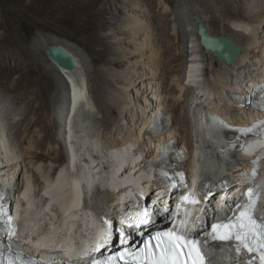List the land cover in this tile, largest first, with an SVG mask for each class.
Wrapping results in <instances>:
<instances>
[{"label":"bare ground","instance_id":"6f19581e","mask_svg":"<svg viewBox=\"0 0 264 264\" xmlns=\"http://www.w3.org/2000/svg\"><path fill=\"white\" fill-rule=\"evenodd\" d=\"M214 3L221 4V15L234 21L233 26L226 27L237 37L234 38L236 43H245L246 48L234 65H227L212 53H206L200 45V39L193 40L191 60L183 83L178 78L179 71L169 66L173 59L169 60L168 49L173 50L174 46L168 40L164 42L162 38L169 34L180 37L181 32L186 35L188 30L185 31L183 26L187 19L192 26V37H195L196 25L192 21L194 15L203 20V15L211 14L214 22L220 23L221 17L216 15ZM235 3L238 11L233 9L228 0H66L64 3L56 0H0V77L12 81L18 76L14 79L12 92H19L24 87V82H29L39 72L42 73V81L38 84L36 94L38 98L41 96L51 81L49 74L42 71V61L50 63L51 69L54 67L68 85V79L74 84L72 91L70 89L68 108L63 107L57 111L61 134L58 142L65 144L68 158V162L59 168L57 163L62 156L54 145L43 148L46 145H41L42 142L35 145L26 137L32 127L40 125L44 120L41 117L29 122L24 120L23 126L17 131V135L22 136L19 139L22 149L18 151L9 135L7 115L1 110L2 105L0 106V163L10 164L8 174L1 175L0 178L6 184L18 181L19 186L21 182H29V188L17 200L18 205L24 200L29 202L27 223H32L36 228L46 219L55 220L51 226L52 232L38 245L45 247L49 243L58 242L63 235L60 232L63 223L69 227L90 223L85 213L78 210V186L85 188V182L95 183L96 178L105 182L112 178L114 186L123 187L128 182L137 185V177H125L142 167L144 163L141 160L147 158L145 153L152 154L153 145H158V140L151 139L145 132L152 122L153 112L170 110L175 116L174 134L182 137V133V140L191 151L195 150V142L200 145L199 162L202 171L214 175L223 173L213 160L209 143L204 137L203 112L206 108H211L229 119L247 118L248 112L234 105L227 94L235 88L242 91L250 82L259 79L264 81V0L262 3L257 0H240ZM195 4L206 7V13L194 7ZM27 7L32 8L34 14ZM60 12L69 16H59ZM123 15L130 16V19L128 25L123 26L122 34L129 37L132 35L133 40L121 41V44H126L131 49L120 55L98 32L100 29L118 28V21ZM176 19L181 28L172 26ZM20 22H30L44 33L42 38L35 40L32 48L20 39L15 30V25ZM85 28L92 29L94 33L88 40L80 43L76 33ZM157 31L158 34L155 33ZM50 34L57 36L52 38L53 36L49 37ZM44 45H47V49L51 46L61 47L74 55L78 61L77 69L66 71L59 68L49 54L46 57L43 55ZM85 52L92 56L94 62L110 66L108 72L98 70L97 74L103 77L102 80L98 78L95 81L86 69L83 58ZM234 71L237 74L234 75ZM174 72H177L173 79L174 88L169 91L165 78L168 79L170 76L167 78V74L173 75ZM111 77L118 78L117 82L122 86L118 93L124 98L112 101L113 104L106 99L101 84L104 81L113 87L115 84ZM192 91H195L194 95H187ZM24 98L15 95L14 102H20ZM85 103L97 116H101L103 127L118 130L117 135L122 139L105 135L101 132L102 129H97L96 123L93 124L95 115L85 114ZM29 104L32 107L33 100ZM36 112L39 113L40 109ZM115 113L124 119L126 125H122L118 118L110 122V116ZM49 129L47 125L37 136L42 141L47 139ZM139 145H143L142 154L133 151ZM45 149L48 153L43 152ZM86 158L94 166L86 162ZM20 170L21 176L18 175ZM237 184V190L240 191L241 183ZM46 203L49 204L47 208ZM21 209V206L18 207V210ZM227 259L220 253L212 255L213 264H224Z\"/></svg>","mask_w":264,"mask_h":264},{"label":"snow or ice","instance_id":"6c2138e0","mask_svg":"<svg viewBox=\"0 0 264 264\" xmlns=\"http://www.w3.org/2000/svg\"><path fill=\"white\" fill-rule=\"evenodd\" d=\"M258 91L260 93L259 107L264 109V86ZM212 119L217 118L213 116ZM218 123L225 126L222 121ZM236 131L253 137L252 142H246L241 150L245 157L252 158L253 163L259 165L260 160L264 159V122L247 129H236ZM163 174L167 175V173ZM180 175L183 176L182 173ZM256 176L257 169L254 168L252 177L256 178ZM175 186V183H172V187ZM207 195L205 193V199ZM241 195L247 197V202H236L234 207H228L223 220L214 219L210 225H207L204 216L197 217L200 228L198 230L193 225L190 232L188 224L191 214L185 211L184 220L180 221L177 227L170 231L155 232L139 249L126 246L130 237L124 229H120L119 242L125 247L108 255H105V252L113 241V227L107 219H104L108 228L107 236L94 246L85 248L80 260L84 264H207L203 247L209 246L211 242H221L230 243L235 248L237 256L246 251L248 257L245 264H264V218L258 220L254 214L260 194L248 188ZM2 199L3 194L0 193V201ZM183 199L190 204L199 203V200L192 196L183 197ZM162 211L168 212V208L163 207ZM0 218H5L2 203H0ZM5 222L8 225L7 237H14L16 229L11 227V217H6ZM120 222L127 223L129 227L143 229L151 223V214L148 211L137 213L129 211L124 214ZM200 236L205 237L203 246ZM102 249L105 251H101ZM94 253H100V255L95 256ZM0 264H44V260L42 254L33 258L26 256L23 250L13 252L11 244H7L0 247ZM50 264H59V262L53 260Z\"/></svg>","mask_w":264,"mask_h":264},{"label":"rangeland","instance_id":"374dc122","mask_svg":"<svg viewBox=\"0 0 264 264\" xmlns=\"http://www.w3.org/2000/svg\"><path fill=\"white\" fill-rule=\"evenodd\" d=\"M59 3H64L66 0H56ZM233 9L238 11V6L234 1V0H228ZM259 3H262V1L257 0ZM26 5L28 6L29 3L27 2ZM214 8L217 10L216 15L219 17H221V21L220 23H215L214 20L212 19V15L211 14H205L206 13V7L201 6L199 4H195L194 7L202 10V15L205 19H203L205 21V23L208 25L209 29L211 30V32L216 35V36H226V37H230L232 38L234 41L237 37L234 36L233 34H231L230 31H228L226 26H233L234 25V21L231 20L229 17L223 16L221 15V13L219 12L221 9V4L217 5V4H213ZM174 7L176 8V4L174 5ZM28 11L32 14H34V10L29 7ZM170 8H172L170 6ZM178 9V7H177ZM59 16H65L68 17L69 15L65 12H60ZM128 16V15H127ZM126 15H123L121 17V20L118 21V28H108V29H100L98 32L99 36H103L107 39V42L110 43V45L113 47V49L116 51V53L120 54L124 53L125 51H127L128 49H131V47L126 44H121V41L123 40H127L130 41L133 40V36L131 35L129 37V35H123L122 34V29H124L123 26L128 25L127 23L129 22L130 16L127 17ZM178 17V16H177ZM187 19V18H186ZM193 21V20H192ZM144 24H146L144 22ZM176 26L177 28H181V24L179 21H174V24H172V26ZM196 25V24H195ZM183 28L188 30L185 34L186 35H182L183 33L181 32V36L180 37H172L170 36V34L168 35V37H165L164 39L162 38V40L164 42H166L167 40L170 41L173 46H174V52L173 50L168 49L169 51V60L173 59L172 63L169 65L171 68H173L175 71H179V75L178 78L182 79V82L184 83L185 79H186V74L188 72V68H189V62L191 60V47L193 45V40L195 39H200L198 33H197V26H196V36L192 37V26H190V22L188 21V19L186 20L185 25L183 26ZM15 30L17 31V34L19 35L20 39L25 42V44L28 47H33V43L35 42V40L40 37L42 38L44 33L37 28L36 26H34L33 24H31L30 22H20L17 23L15 25ZM181 30V29H180ZM65 32H67V28L65 30ZM94 31L90 28H85L84 30L76 33V35L78 36V39L80 40V43H82L84 40H88L92 35H93ZM158 34V31L155 32ZM172 34V31H171ZM53 36V37H52ZM55 34H50L49 37L55 38ZM176 42V43H174ZM236 42V41H235ZM168 44V43H166ZM238 44V43H237ZM245 43L242 44H238L241 47H243V50L246 48V46L244 45ZM163 45V44H162ZM171 45V44H170ZM201 45V44H200ZM168 47V45H167ZM202 47V46H201ZM134 48V47H133ZM203 48V47H202ZM204 49V48H203ZM48 49H47V45L42 46V52L43 55L46 57L48 55ZM205 51V50H204ZM123 56V55H122ZM172 56V57H171ZM111 57V55H110ZM83 58H84V63H85V67L87 70H89L90 75L92 76V78L95 79V81L99 78V79H103V77L98 76L97 72L99 71H110V66H105L104 63L102 62H94L93 58L90 54H88L87 52H85L83 54ZM176 59V61H175ZM178 59V60H177ZM175 61V62H174ZM42 71L44 73H48L49 77H50V83L46 86L45 90L40 94L41 96H37L36 92L38 91L39 87L38 84L40 83V81H42V73H36L34 74L30 79L29 82L25 81L24 82V87L19 91V92H12L13 91V86L15 83V78H17L18 76L16 75L14 77V79L12 81L8 80L7 78H1L0 77V107L1 110L7 115V120H8V124H9V131H10V136L11 139L14 141V144H16V149L18 151H20L22 149V145L19 142V139L22 136H18L17 135V131L19 129H21V127L24 124V120H26V122L32 121L33 119H36L38 117H41L42 120H44L43 123H41L38 126L32 127L30 129V132L28 134H26V137H28V139L30 141H32L33 143H35V145H38L39 142L42 144L41 145H46L43 148H46L48 145H54L57 149V152L62 156V159L59 163H57L58 168L65 165L68 162V158L66 157V146L65 144L62 145L60 142H58V140L60 139V118L58 116V112L61 110V108L66 106V109L68 108V105L70 103H68V97L70 95V89L71 86L70 84L68 85L66 83V81L60 76V74L54 70V67L51 69L50 63L48 62H44L42 61ZM13 64V63H11ZM215 64V63H214ZM216 66V64H215ZM218 67V64L217 66ZM49 71V72H48ZM112 71V70H111ZM234 75L237 74L236 71H234ZM177 72H174V74H167V78L168 76H170L168 79L165 78V82H167V88L169 91H172L174 88V75H176ZM67 79V78H66ZM113 83L115 84L113 87H111L110 85H108L106 82L102 81V91L104 93L105 96H107V100L113 104L112 101L114 100H124L122 94H119L118 91H120L122 89V86H120V84L117 82L118 78L117 77H111ZM241 80V79H240ZM234 81L237 82L236 78L234 77ZM8 82V83H7ZM28 82V83H27ZM72 91V89H71ZM105 91V92H104ZM107 91V92H106ZM106 93V94H105ZM110 93V94H109ZM195 91L189 92L187 93V95L191 96L194 95ZM59 96H56V95ZM15 95H19V96H23L25 97L23 100H21L20 102H14V97ZM111 97H110V96ZM94 96V94L92 95ZM115 96V97H113ZM57 97V101L55 102V99ZM125 97V96H124ZM188 97V96H187ZM116 98V99H115ZM168 98V97H167ZM33 100V108L30 107V101ZM169 100V98H168ZM85 102V101H84ZM68 103V104H67ZM67 104V105H66ZM224 104V103H222ZM87 103H85V114H93L94 116V123H96L95 126H97V129H102V133H104L105 135H109L112 136L114 135L117 139L121 140L122 138L117 135L118 134V130L114 129L113 127H111L110 129H106L104 126V122L102 121V119L100 118L101 116H97L96 113H94L95 111L91 108V107H87ZM120 106V104H119ZM118 106V108L120 109V107ZM40 109V112L37 113L36 110ZM58 111V112H57ZM180 113V111H178ZM57 113V114H56ZM177 114L178 116H180V114ZM118 115V116H117ZM131 114L129 113V116ZM27 118V119H26ZM118 118L119 122L122 125H126V122H124V119L120 116L119 114L115 113L113 116H110V122H113L114 120H116ZM58 120V121H57ZM113 120V121H112ZM176 124V122H175ZM47 125H49V133H48V138L44 139L42 141V139H40L37 135L41 134V130L43 128H45ZM112 126H114V124H111ZM180 129V128H179ZM181 133V131H180ZM17 136V137H16ZM181 136L183 137L182 133ZM42 138L43 135H42ZM44 153H48V151L43 150Z\"/></svg>","mask_w":264,"mask_h":264},{"label":"water","instance_id":"95a60500","mask_svg":"<svg viewBox=\"0 0 264 264\" xmlns=\"http://www.w3.org/2000/svg\"><path fill=\"white\" fill-rule=\"evenodd\" d=\"M240 1V0H234ZM193 22L197 26V33L200 37V44L206 53H212L219 61L227 65H234L242 55L243 48L226 36L214 35L207 24L198 16L192 17ZM48 54L51 60L59 66V68L66 71H73L78 67V61L67 50L51 46L48 48Z\"/></svg>","mask_w":264,"mask_h":264}]
</instances>
